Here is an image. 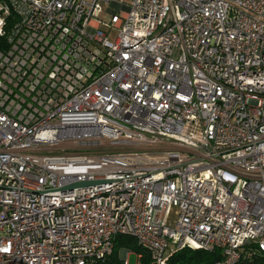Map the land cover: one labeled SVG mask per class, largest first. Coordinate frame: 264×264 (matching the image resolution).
Returning a JSON list of instances; mask_svg holds the SVG:
<instances>
[{
	"label": "built area",
	"instance_id": "2783aa9c",
	"mask_svg": "<svg viewBox=\"0 0 264 264\" xmlns=\"http://www.w3.org/2000/svg\"><path fill=\"white\" fill-rule=\"evenodd\" d=\"M123 236L264 256V0H0V264Z\"/></svg>",
	"mask_w": 264,
	"mask_h": 264
},
{
	"label": "trees",
	"instance_id": "16d2710c",
	"mask_svg": "<svg viewBox=\"0 0 264 264\" xmlns=\"http://www.w3.org/2000/svg\"><path fill=\"white\" fill-rule=\"evenodd\" d=\"M123 240H130L134 242L132 239L128 237H117L115 239V249L113 255L111 257V262H116L117 260V247L119 243ZM135 245V244H134ZM134 249L137 253H142V264H148V257L145 253H143L139 248L134 246ZM220 260V252L215 250L213 252L206 251L203 249H189L185 248L175 252L169 259L168 264H215L216 261ZM256 264H264V256L256 258L254 260Z\"/></svg>",
	"mask_w": 264,
	"mask_h": 264
},
{
	"label": "rangeland",
	"instance_id": "374dc122",
	"mask_svg": "<svg viewBox=\"0 0 264 264\" xmlns=\"http://www.w3.org/2000/svg\"><path fill=\"white\" fill-rule=\"evenodd\" d=\"M133 245H134V242H132L130 240L121 241L119 243V246L117 247V258H119L122 250H127V251H129L128 264H136L137 263V257H136L137 252L134 249Z\"/></svg>",
	"mask_w": 264,
	"mask_h": 264
},
{
	"label": "water",
	"instance_id": "95a60500",
	"mask_svg": "<svg viewBox=\"0 0 264 264\" xmlns=\"http://www.w3.org/2000/svg\"><path fill=\"white\" fill-rule=\"evenodd\" d=\"M101 181H83V182H76L73 184H70L68 186H65L62 188V190H71L73 188H83V187H89L91 185L99 184Z\"/></svg>",
	"mask_w": 264,
	"mask_h": 264
}]
</instances>
